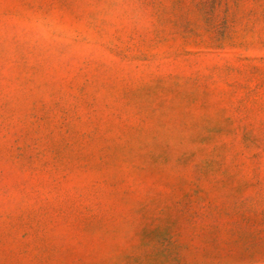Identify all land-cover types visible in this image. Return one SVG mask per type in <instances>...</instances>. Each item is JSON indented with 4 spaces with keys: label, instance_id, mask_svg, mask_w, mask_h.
Wrapping results in <instances>:
<instances>
[{
    "label": "rangeland",
    "instance_id": "1",
    "mask_svg": "<svg viewBox=\"0 0 264 264\" xmlns=\"http://www.w3.org/2000/svg\"><path fill=\"white\" fill-rule=\"evenodd\" d=\"M0 264H264V0H0Z\"/></svg>",
    "mask_w": 264,
    "mask_h": 264
}]
</instances>
